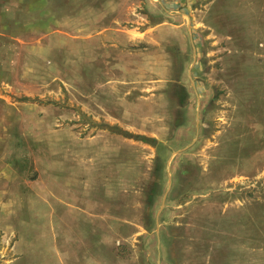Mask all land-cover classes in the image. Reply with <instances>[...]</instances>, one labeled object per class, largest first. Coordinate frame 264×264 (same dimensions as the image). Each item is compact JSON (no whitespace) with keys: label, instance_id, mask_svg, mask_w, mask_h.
Segmentation results:
<instances>
[{"label":"rangeland","instance_id":"374dc122","mask_svg":"<svg viewBox=\"0 0 264 264\" xmlns=\"http://www.w3.org/2000/svg\"><path fill=\"white\" fill-rule=\"evenodd\" d=\"M0 264H264V0H0Z\"/></svg>","mask_w":264,"mask_h":264},{"label":"crops","instance_id":"0c3cea01","mask_svg":"<svg viewBox=\"0 0 264 264\" xmlns=\"http://www.w3.org/2000/svg\"><path fill=\"white\" fill-rule=\"evenodd\" d=\"M65 202H62V204H64Z\"/></svg>","mask_w":264,"mask_h":264}]
</instances>
